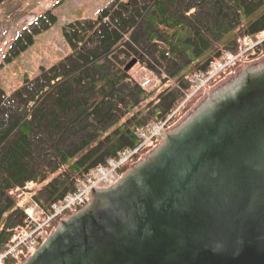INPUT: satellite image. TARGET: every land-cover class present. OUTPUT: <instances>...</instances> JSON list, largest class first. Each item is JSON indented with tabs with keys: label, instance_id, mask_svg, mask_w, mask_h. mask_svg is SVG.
<instances>
[{
	"label": "trees",
	"instance_id": "16d2710c",
	"mask_svg": "<svg viewBox=\"0 0 264 264\" xmlns=\"http://www.w3.org/2000/svg\"><path fill=\"white\" fill-rule=\"evenodd\" d=\"M262 6L264 0H118L99 19L67 27L66 37L73 34L71 54L49 73L45 84L51 90L43 92L41 100L29 94L35 84L12 100L0 89V254L25 220L11 190L36 182L35 199L45 210L40 219L47 221L52 205L74 191L92 169L140 146L138 129L167 121L185 103L165 130L175 125L225 74L188 99L196 86L191 78L209 77L213 62H226L227 54L238 56L226 70L234 73L249 56L239 55L250 40L260 42L255 47L261 51ZM133 58L157 76L159 86L151 88L149 81L125 71ZM177 66L180 70L172 73ZM31 101L37 104L29 112ZM161 142L155 138L143 146L121 166L120 178ZM71 216L67 212L51 218L45 224L46 237ZM43 242L40 239L39 245ZM27 258L26 251L19 252L6 264H22Z\"/></svg>",
	"mask_w": 264,
	"mask_h": 264
},
{
	"label": "water",
	"instance_id": "95a60500",
	"mask_svg": "<svg viewBox=\"0 0 264 264\" xmlns=\"http://www.w3.org/2000/svg\"><path fill=\"white\" fill-rule=\"evenodd\" d=\"M23 264H264V55Z\"/></svg>",
	"mask_w": 264,
	"mask_h": 264
},
{
	"label": "rangeland",
	"instance_id": "374dc122",
	"mask_svg": "<svg viewBox=\"0 0 264 264\" xmlns=\"http://www.w3.org/2000/svg\"><path fill=\"white\" fill-rule=\"evenodd\" d=\"M116 1L118 0H2L0 3V89L8 97L7 99L12 100V96L17 92H20L18 94L21 98V92L29 90L35 84L36 88L30 90L29 94L35 95L36 100H41L42 93L51 90L50 84H45L49 73L61 66L64 59L71 54L73 34L70 31L69 37H66L68 29L72 30L73 24L77 21H86L92 17H95L96 20L99 19L105 9L112 7ZM263 8L264 6L261 7V10ZM261 10L253 11L248 15V18H255ZM134 42L137 44V40ZM259 43L252 41L250 46L242 47V50L246 52L245 55H249L245 59L248 63L264 55V48L257 51L256 47H252L253 44ZM226 59V62L217 60L212 65L211 75L205 77L206 81H201L199 85L195 86V90L188 99L197 91L206 88L212 78L220 74H225L223 75L225 78L230 75V73L226 74L229 65L228 58ZM219 65L226 66L222 71L217 72ZM179 70L180 68L177 66L171 69V72L175 73ZM131 75L136 79L149 81L151 88L160 85L157 76L151 70L145 69L140 63L132 69ZM57 82L61 81L58 80ZM51 85L55 86L54 82ZM41 87L44 89L40 90ZM212 88H206V92L200 101L178 123L167 127L163 135L178 126L186 118L195 115L208 91ZM35 104L37 103L33 101L29 103L26 107L29 112L32 111ZM184 104L170 118L176 115ZM162 138L163 136L160 139L162 140ZM37 187V184L33 185L28 190V195L20 196V192L16 208L26 211L35 206ZM25 222L26 216L24 224Z\"/></svg>",
	"mask_w": 264,
	"mask_h": 264
},
{
	"label": "built area",
	"instance_id": "2783aa9c",
	"mask_svg": "<svg viewBox=\"0 0 264 264\" xmlns=\"http://www.w3.org/2000/svg\"><path fill=\"white\" fill-rule=\"evenodd\" d=\"M264 41V40H263ZM252 42V40H250ZM257 45V44H256ZM255 44L252 47L256 46ZM251 47V48H252ZM246 52L242 51L239 55H244ZM228 64L235 61L237 57H232V55L227 54ZM217 60H215L216 62ZM213 62V64L215 63ZM212 64V65H213ZM226 65H219L217 72L222 71ZM195 85H199L201 81H206L204 74H197L196 78L191 79ZM167 121L158 122L152 124L149 129H138L137 134L142 140V143L139 147L132 149L124 150L118 161L109 159L106 166H100L89 173V176L86 179H80L77 183V188L74 192H71L64 196V198L53 205L54 216L63 214L66 211H74L78 208L85 207L91 197V189L99 187H110L115 184L119 179V169L122 165L127 163L135 154L139 153L143 146L147 145L150 141L155 138H161L165 132ZM33 185V182L27 183L25 186L18 188L16 191L21 192V195H28V190H30ZM11 192L12 194L15 193ZM37 205L26 210V224L22 229L16 230L14 236V245H12L9 250L0 255V264H5V259L8 256H15L21 246L27 248L29 253L35 251L38 239L44 236L43 224H38L36 219L38 216Z\"/></svg>",
	"mask_w": 264,
	"mask_h": 264
},
{
	"label": "crops",
	"instance_id": "0c3cea01",
	"mask_svg": "<svg viewBox=\"0 0 264 264\" xmlns=\"http://www.w3.org/2000/svg\"><path fill=\"white\" fill-rule=\"evenodd\" d=\"M109 8H111V7H109ZM109 8H106L105 11L108 10ZM102 14H103V13H102ZM102 14H101V15H102ZM101 15H100V17H101ZM100 17H99V18H100ZM88 20H95V17H92L91 19H88ZM82 22H84V21H80V22L77 21V23H82ZM77 23H74V24H77ZM42 212H43V213L45 212V210H44L43 208H42Z\"/></svg>",
	"mask_w": 264,
	"mask_h": 264
}]
</instances>
